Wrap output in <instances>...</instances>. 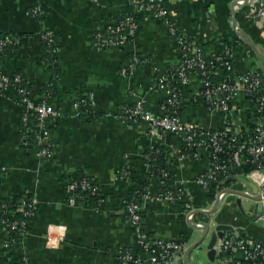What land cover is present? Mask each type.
I'll list each match as a JSON object with an SVG mask.
<instances>
[{
	"label": "crops",
	"instance_id": "0c3cea01",
	"mask_svg": "<svg viewBox=\"0 0 264 264\" xmlns=\"http://www.w3.org/2000/svg\"><path fill=\"white\" fill-rule=\"evenodd\" d=\"M233 1L167 0L166 6L171 19L206 58L221 57L227 48L233 52L230 76L235 78L249 71H264V58L251 47L264 55V25L251 18L257 0H250L247 6L235 7L234 27ZM31 10H39L41 16L32 18ZM126 10V0H0V36L18 38L17 46L0 56L1 70L20 75L34 102L47 96L62 114L61 119L48 123L54 155L46 160L38 157L33 147L21 145L23 108L14 91L0 95V200L27 196L36 201L34 219L19 239L12 241L0 219V264H118L124 250L137 251L134 231L122 211L128 194L140 189L141 183L147 184V197L139 204L142 226L149 235L188 247L200 234L188 225V207L156 199L162 186L146 177V124L140 120L124 123L118 117L123 107L137 101H142L153 115H160L166 96L154 88V83L180 65L176 43L160 18L138 16L139 31L123 48L101 49L95 45L94 33L122 19ZM44 31L55 35V69L46 62ZM134 55L140 63L123 76L121 70ZM226 75L219 70L209 80L218 83ZM203 85L201 77L192 73L187 84L181 86L182 123L217 131L231 120L246 129L255 121V102L242 95L232 103L229 122L220 114L210 113L200 96ZM86 95H91L94 102V114L87 120L74 116L72 110L74 100ZM157 143L169 158L177 156L182 147L179 137L168 134ZM207 161L206 152L200 151L198 159L172 163L171 183L192 181L207 171ZM124 169L130 177L126 181L117 178ZM241 175L225 185L227 190L250 191L237 180ZM81 176L101 187L103 204H67L66 184ZM185 188L195 210L212 208L210 194L191 183ZM244 200L251 199L227 194L212 216L197 215L195 221L228 225L264 243V230L253 225L250 217L257 202L252 200L254 205L245 207Z\"/></svg>",
	"mask_w": 264,
	"mask_h": 264
},
{
	"label": "built area",
	"instance_id": "2783aa9c",
	"mask_svg": "<svg viewBox=\"0 0 264 264\" xmlns=\"http://www.w3.org/2000/svg\"><path fill=\"white\" fill-rule=\"evenodd\" d=\"M126 1L127 6L132 8V12L115 23L107 24L104 30L94 33L95 45L101 49L123 48L136 36L139 28L136 21L138 16L160 18L164 22L168 35L176 43L180 65L154 83V88L165 92L166 96L160 107V115H153L146 110L142 101H137L132 106L123 107L118 114L119 119L124 123L138 120L144 122L146 135L151 145L156 144L166 134L179 137L184 154L173 155L171 158L167 156V161L171 164L198 159L200 151L206 152L208 156L207 171L195 176L192 181L181 180L176 184L170 183L169 186L166 181L161 182L162 190L156 198L157 201L184 204L188 207L185 217L192 224L201 227L206 222L202 219L200 222L195 221L197 215L192 214L195 209L190 205L189 193L185 186L191 183L208 194H211L213 189V201L219 197L221 203L227 196L225 181L234 179L240 173V166L250 162L256 166V169L246 176L256 185L259 196L256 200V210L250 217L253 225L264 230V175L262 174L264 170V71H249L233 78L230 76L233 72V52L227 48L221 57L206 58L196 44L190 42L176 22L171 19L169 10L164 5L167 0ZM236 1L241 6L244 3V0ZM29 15L32 18L39 17L41 12L31 10ZM250 16L254 20H261L264 25V0L255 2ZM42 39L50 48L56 46L52 31H44ZM17 43V37L0 36V56L6 49L17 46ZM47 53L56 54L57 50L51 49V52L47 51ZM138 63L140 58L137 55L132 56L130 64L121 70V74L123 76L131 74ZM219 70H223L227 75L218 83H212L209 80L210 75L216 74ZM192 73L198 74L203 80V91L200 96L206 100L209 112L222 115L226 123L231 120L232 103L238 95L254 97L256 117L251 123L252 130L243 128L242 124L234 120L217 131L182 123L179 117V108L182 103L181 86L187 84L188 75ZM22 80L20 75L7 74L0 68V95L14 91L18 98L17 103L23 108L20 119L21 145L25 148L33 147L38 157L49 160L54 155V147L50 141L48 123L52 124L61 119L62 114L48 102L47 96L39 102H34L31 92L21 86ZM93 103L91 95L77 98L72 103L73 115L79 118L87 110H93ZM155 153L159 151L156 150ZM144 165L148 173L150 168L145 161ZM161 177L168 178V173L162 171ZM117 178L124 181L130 179L125 169L118 172ZM65 190L67 204L70 206L87 202L103 204L101 187L86 176L70 179ZM136 192L141 193L140 189ZM145 197L147 194L139 200ZM139 200L126 203L122 211L134 231L137 251L124 250L118 256V264H182L181 259L187 248L186 245L149 235L142 226V207ZM17 208L22 212L23 217L31 218L36 213V201L26 196L18 201ZM3 213L1 222L12 241L27 233L28 221L11 220L8 215L6 216V211ZM200 217L209 218L204 215ZM12 234L15 238L11 237ZM5 246L8 247V244ZM213 250L215 251L214 261L218 264H264V243L244 235L234 227L224 232L222 238L216 239Z\"/></svg>",
	"mask_w": 264,
	"mask_h": 264
},
{
	"label": "trees",
	"instance_id": "16d2710c",
	"mask_svg": "<svg viewBox=\"0 0 264 264\" xmlns=\"http://www.w3.org/2000/svg\"><path fill=\"white\" fill-rule=\"evenodd\" d=\"M164 5H166L165 2H164ZM131 12H132V8L127 6V10L124 13L123 17L126 14L131 13ZM34 18H38V17H34ZM136 21L138 23V19H136ZM138 31H139V28H138L136 34L138 33ZM54 39H55V35H54ZM55 42H56V40H55ZM42 46H43V49H45V51H49V52H51V49H53V50H57L58 49L57 45L56 46H52L50 48L47 45V42H45L43 39H42ZM8 49H11V48H8ZM8 49H6V50H8ZM6 50H5V52H6ZM50 54H51V56H50ZM50 54L47 53L46 62L48 63V65L51 68L55 69L56 65H55L54 61H55L56 54L55 53H53V54L50 53ZM21 86L26 88L27 91L31 92L29 86L27 85V83H25L24 80L21 81ZM177 88H179V86H177ZM247 98H249V99H251L253 101L254 97L252 98V96L251 97L249 96ZM16 100H18V98ZM93 114H94L93 110L89 109V110H87L86 113L82 114L79 117V119L87 120V119L91 118ZM252 128H253V125H249L248 129L250 131L252 130ZM156 150H158L159 153H155ZM181 154H184L183 150L178 152L177 155H181ZM144 161L147 163V165L150 168V171L148 173H146V177H148L149 179L156 180L159 183H161L163 181H166L168 186L170 185L171 179L173 178L172 177L173 176V170H172L171 163L167 161V154H166L165 150L162 147H160L157 143L153 144V145H151L149 143L146 146V152H145ZM239 169H240V174L248 175L251 171L256 169V166L251 164L250 162H247L246 164H243L242 166H240ZM162 171L168 173V178H162L161 177V172ZM233 174L235 175L236 172L233 173ZM232 180H233V178H230V179L226 180L224 186L229 184V182H231ZM146 186H147L146 183H141V185H140L141 193L140 194L137 193L136 191L130 192L128 194L125 202H124L123 208H124L126 203H131V202L137 201L141 197H143L146 194V191L144 190L146 188ZM210 197L212 199L214 197V190L213 189L211 190ZM19 200H20V198H12V199H2V200H0V219H1V217H3V214H4L3 212L6 211V216L8 215V217L11 220H26L30 224V222L34 219V216L31 217V218H28V219L22 216V212L20 210H18V208H17V203H18ZM11 237L15 238V236L13 234L11 235Z\"/></svg>",
	"mask_w": 264,
	"mask_h": 264
},
{
	"label": "water",
	"instance_id": "95a60500",
	"mask_svg": "<svg viewBox=\"0 0 264 264\" xmlns=\"http://www.w3.org/2000/svg\"><path fill=\"white\" fill-rule=\"evenodd\" d=\"M249 3V0H244L243 6H247ZM241 6L237 1H233L231 4L232 8V19H233V26L235 27V21H236V11L235 7ZM251 47L254 51V53L260 57L264 58V55L258 54V52L255 50L253 45L251 44ZM237 180L240 181L242 184H244L247 188L250 189L249 192H240L233 189L225 190L226 194H233L237 195L240 198H246L251 199L253 201H256L259 199V196L257 195V187L245 176L241 175L237 177ZM220 204L219 197H216L213 206L210 210L203 211V210H194L192 211L193 215H204V216H212V214L216 211L217 207ZM236 204L239 205V201H236ZM188 225L191 229L196 231V233H200L197 235V238L184 250L183 252V260L182 264H187V258L191 254L193 250H202L201 244L208 239L207 245L205 246L206 251V258L209 262H214L215 259V251L213 250V245L216 242L217 238H222V235L226 231H230L232 227L228 225L223 224H214V221L212 223H204L201 227L196 226L195 224H192L187 219Z\"/></svg>",
	"mask_w": 264,
	"mask_h": 264
},
{
	"label": "rangeland",
	"instance_id": "374dc122",
	"mask_svg": "<svg viewBox=\"0 0 264 264\" xmlns=\"http://www.w3.org/2000/svg\"><path fill=\"white\" fill-rule=\"evenodd\" d=\"M243 206L251 207L254 205L252 200H244ZM261 235V234H259ZM264 235V234H263ZM208 239H206L202 244V250H193L187 258V264H218L217 262H209L206 258L205 246L207 245Z\"/></svg>",
	"mask_w": 264,
	"mask_h": 264
},
{
	"label": "clouds",
	"instance_id": "9594fccd",
	"mask_svg": "<svg viewBox=\"0 0 264 264\" xmlns=\"http://www.w3.org/2000/svg\"><path fill=\"white\" fill-rule=\"evenodd\" d=\"M52 243H53V245H55V243H56V242H55V241H53Z\"/></svg>",
	"mask_w": 264,
	"mask_h": 264
},
{
	"label": "bare ground",
	"instance_id": "6f19581e",
	"mask_svg": "<svg viewBox=\"0 0 264 264\" xmlns=\"http://www.w3.org/2000/svg\"><path fill=\"white\" fill-rule=\"evenodd\" d=\"M249 9V8H248Z\"/></svg>",
	"mask_w": 264,
	"mask_h": 264
}]
</instances>
